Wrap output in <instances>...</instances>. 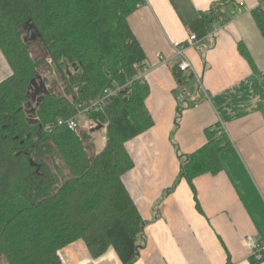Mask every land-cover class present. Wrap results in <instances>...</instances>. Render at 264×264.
Here are the masks:
<instances>
[{"label": "trees", "instance_id": "obj_1", "mask_svg": "<svg viewBox=\"0 0 264 264\" xmlns=\"http://www.w3.org/2000/svg\"><path fill=\"white\" fill-rule=\"evenodd\" d=\"M143 3L0 0V51L11 71L0 83V264H61L57 252L78 241L94 259L113 249L122 264L136 260L144 222L121 179L133 168L125 144L153 125L140 77L146 57L127 21ZM232 6L216 1L205 20L226 25ZM251 15L264 39V11ZM109 90L89 114L105 128L97 152L91 130L71 131L66 121ZM204 133L177 177L192 189L195 178L222 169L228 145L222 130Z\"/></svg>", "mask_w": 264, "mask_h": 264}, {"label": "crops", "instance_id": "obj_2", "mask_svg": "<svg viewBox=\"0 0 264 264\" xmlns=\"http://www.w3.org/2000/svg\"><path fill=\"white\" fill-rule=\"evenodd\" d=\"M216 1L143 0L127 20L146 57L153 122L125 144L133 168L121 180L144 222L133 264H264L244 243L264 245V39L251 15L264 0H233L224 26L205 20ZM175 42L186 45L189 76L177 68ZM10 76L0 51V83ZM207 128L222 130L228 145L222 169L198 176L192 189L177 177ZM57 256L61 264H122L113 249L92 258L81 241Z\"/></svg>", "mask_w": 264, "mask_h": 264}, {"label": "built area", "instance_id": "obj_3", "mask_svg": "<svg viewBox=\"0 0 264 264\" xmlns=\"http://www.w3.org/2000/svg\"><path fill=\"white\" fill-rule=\"evenodd\" d=\"M262 11H264V4L260 5ZM218 30L217 27L213 28V32ZM196 40L194 36H190L188 39V43H193ZM172 48L174 50L176 58H178L177 68L179 72H181L185 76H189L192 73V68L185 57V50L186 45L184 43L175 42L172 44ZM161 59L160 56H158ZM146 70L144 68L141 69V78L143 77ZM113 94L112 90L106 92V96L102 101H98L95 103L90 104L87 107L80 108L78 115L70 120L66 121L67 128L71 131L75 130L76 128L85 126L87 129L93 130L96 127V124L90 119V113L98 111L101 105H104L106 100ZM181 100L184 99V96L180 98ZM85 120V121H82ZM59 124L62 123V120L59 119ZM81 124V125H80ZM244 243L250 250V256L255 263H259L264 260V245L260 244L259 241L255 237H247L244 240Z\"/></svg>", "mask_w": 264, "mask_h": 264}, {"label": "rangeland", "instance_id": "obj_4", "mask_svg": "<svg viewBox=\"0 0 264 264\" xmlns=\"http://www.w3.org/2000/svg\"><path fill=\"white\" fill-rule=\"evenodd\" d=\"M82 121H85L82 119ZM81 125V124H80ZM83 126V123H82ZM92 137L96 146V151L99 152L105 143V128H102L98 131L92 132ZM1 264H8L5 259H1Z\"/></svg>", "mask_w": 264, "mask_h": 264}, {"label": "water", "instance_id": "obj_5", "mask_svg": "<svg viewBox=\"0 0 264 264\" xmlns=\"http://www.w3.org/2000/svg\"><path fill=\"white\" fill-rule=\"evenodd\" d=\"M34 39H35V35H34L32 29L29 28V29H28V36H27L26 40H34ZM41 100H42V98L38 99V101H37V103H36V106L39 105V103L41 102ZM34 112H35V109L30 110V111H29V116H32V115L34 114ZM34 122H35V121H31V123H34ZM100 129H101V126H96L93 130H91V133H92V132H95V131H98V130H100Z\"/></svg>", "mask_w": 264, "mask_h": 264}]
</instances>
